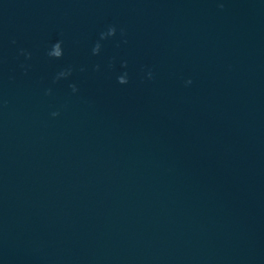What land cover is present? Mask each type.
<instances>
[{"label":"water","instance_id":"water-1","mask_svg":"<svg viewBox=\"0 0 264 264\" xmlns=\"http://www.w3.org/2000/svg\"><path fill=\"white\" fill-rule=\"evenodd\" d=\"M0 264H264V0H0Z\"/></svg>","mask_w":264,"mask_h":264},{"label":"clouds","instance_id":"clouds-1","mask_svg":"<svg viewBox=\"0 0 264 264\" xmlns=\"http://www.w3.org/2000/svg\"><path fill=\"white\" fill-rule=\"evenodd\" d=\"M221 7H222V5H221ZM121 31L123 32V30H121ZM115 32H116V28L114 26L113 27H110L109 30H108V32L106 34H102V38L105 35H107V36L115 35ZM60 46H61V42H57L56 43V51L55 52L50 51L48 53V55L51 56V57H54V58H60L62 56V50L60 49ZM96 47H98V45ZM69 74H70V70L65 71V72H61V73H59L57 79H59V77L67 76ZM149 76H151V73H149ZM119 83L125 84V83H127V79H125V78H119ZM186 83L190 84L191 83V80L186 81ZM72 90H73V92L77 91L75 85H72ZM49 93H50V90H49ZM58 115H59L58 112H53L52 113V116H54V117L55 116H58Z\"/></svg>","mask_w":264,"mask_h":264}]
</instances>
